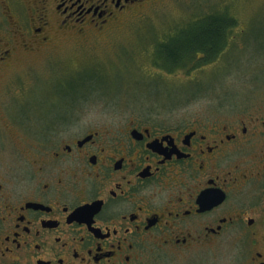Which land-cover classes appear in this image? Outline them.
<instances>
[{
	"label": "flooded vegetation",
	"instance_id": "1",
	"mask_svg": "<svg viewBox=\"0 0 264 264\" xmlns=\"http://www.w3.org/2000/svg\"><path fill=\"white\" fill-rule=\"evenodd\" d=\"M155 1L0 0V264H264V105L148 110L73 132L61 100L20 85L63 39L103 36ZM187 32L150 43L166 85L188 57L162 50ZM229 32L211 61L196 52L202 63L232 64Z\"/></svg>",
	"mask_w": 264,
	"mask_h": 264
},
{
	"label": "rangeland",
	"instance_id": "2",
	"mask_svg": "<svg viewBox=\"0 0 264 264\" xmlns=\"http://www.w3.org/2000/svg\"><path fill=\"white\" fill-rule=\"evenodd\" d=\"M211 15L236 22L228 29L232 64L212 61L197 66L196 56L172 70L173 83L166 85L168 77L154 64L151 45L153 50L162 32ZM122 18L103 36L63 39L50 61L30 60L29 76H21L24 92L46 101L61 100L59 121L73 122V132L97 123L116 125L148 110L250 112L263 107L264 0H156ZM183 77L193 80L181 83ZM73 92L76 96L70 95Z\"/></svg>",
	"mask_w": 264,
	"mask_h": 264
},
{
	"label": "trees",
	"instance_id": "3",
	"mask_svg": "<svg viewBox=\"0 0 264 264\" xmlns=\"http://www.w3.org/2000/svg\"><path fill=\"white\" fill-rule=\"evenodd\" d=\"M235 25L236 22L232 18L227 19L216 15L204 17L183 29L188 32L181 34L177 42H173L171 46L164 48L162 54L169 62L173 63L182 55L187 56L188 61H195L196 52L199 51L207 56L206 61H211L213 52L221 43L222 32ZM76 94L73 92L70 95Z\"/></svg>",
	"mask_w": 264,
	"mask_h": 264
}]
</instances>
